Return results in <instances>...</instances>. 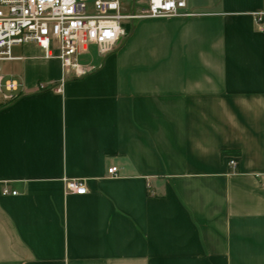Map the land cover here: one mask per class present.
<instances>
[{
  "label": "crops",
  "instance_id": "obj_1",
  "mask_svg": "<svg viewBox=\"0 0 264 264\" xmlns=\"http://www.w3.org/2000/svg\"><path fill=\"white\" fill-rule=\"evenodd\" d=\"M185 4L78 68L0 62V264H264V0Z\"/></svg>",
  "mask_w": 264,
  "mask_h": 264
},
{
  "label": "built area",
  "instance_id": "obj_2",
  "mask_svg": "<svg viewBox=\"0 0 264 264\" xmlns=\"http://www.w3.org/2000/svg\"><path fill=\"white\" fill-rule=\"evenodd\" d=\"M132 1L0 0V62L13 60L14 47L33 44L40 48L44 59L58 60L63 70L74 69L78 68L75 58L86 54L89 47L111 51L125 39L124 22L188 16L184 13L185 0H147L146 9L139 14L130 10L131 4L126 5ZM4 88L13 93L18 86L8 81ZM227 160L229 168L235 171L237 158L229 156ZM116 173V168L108 170L109 175ZM65 189L67 194H87L81 181H68ZM2 195L17 193L3 189Z\"/></svg>",
  "mask_w": 264,
  "mask_h": 264
},
{
  "label": "rangeland",
  "instance_id": "obj_3",
  "mask_svg": "<svg viewBox=\"0 0 264 264\" xmlns=\"http://www.w3.org/2000/svg\"><path fill=\"white\" fill-rule=\"evenodd\" d=\"M130 4V2L129 3H127L126 5H129ZM136 11H137V7H136ZM134 23H136V22H133V23H131V22H124L123 23V25H122V27H123V29H125V30H128V28H131V25L132 24H134ZM129 25V26H128ZM127 26H128V28H127ZM90 54L92 55V56H96L97 55V50H96V48L95 47H91L90 48ZM3 63H0V74H2L3 72H2V67H3Z\"/></svg>",
  "mask_w": 264,
  "mask_h": 264
}]
</instances>
